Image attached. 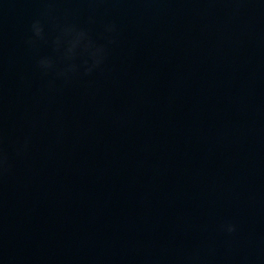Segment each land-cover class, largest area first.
<instances>
[{
  "label": "water",
  "instance_id": "95a60500",
  "mask_svg": "<svg viewBox=\"0 0 264 264\" xmlns=\"http://www.w3.org/2000/svg\"><path fill=\"white\" fill-rule=\"evenodd\" d=\"M0 160V264H264V0H0Z\"/></svg>",
  "mask_w": 264,
  "mask_h": 264
},
{
  "label": "clouds",
  "instance_id": "9594fccd",
  "mask_svg": "<svg viewBox=\"0 0 264 264\" xmlns=\"http://www.w3.org/2000/svg\"><path fill=\"white\" fill-rule=\"evenodd\" d=\"M0 163H3V160H0ZM233 229L232 228H229V231H232Z\"/></svg>",
  "mask_w": 264,
  "mask_h": 264
}]
</instances>
